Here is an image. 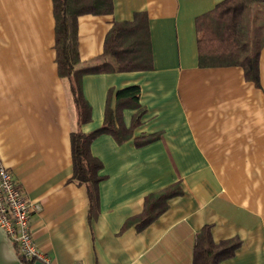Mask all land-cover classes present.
Segmentation results:
<instances>
[{
  "label": "crops",
  "instance_id": "crops-1",
  "mask_svg": "<svg viewBox=\"0 0 264 264\" xmlns=\"http://www.w3.org/2000/svg\"><path fill=\"white\" fill-rule=\"evenodd\" d=\"M51 1L0 0V163L36 205L29 229L49 264H192L205 224L216 242L241 240L219 264H264V46L256 85L240 65L199 66L195 18L222 0H112L109 14L80 15L81 62L96 61L113 21L135 11L147 14L153 61L82 77L85 133L101 126L110 88L112 109L116 90L140 88L138 106L121 111L129 127L140 110L132 136L118 143L103 133L90 144L102 163L91 207L71 174L76 112L56 68ZM177 182L181 193L142 225L145 196Z\"/></svg>",
  "mask_w": 264,
  "mask_h": 264
},
{
  "label": "trees",
  "instance_id": "trees-1",
  "mask_svg": "<svg viewBox=\"0 0 264 264\" xmlns=\"http://www.w3.org/2000/svg\"><path fill=\"white\" fill-rule=\"evenodd\" d=\"M54 48L57 72L66 78L75 106L76 124L70 134L72 179L85 184L91 207L98 205L97 173L102 167L90 150L92 140L100 134H111L121 143L132 136L139 122L140 110L126 127L121 118L124 107L138 106L140 88L129 85L115 91V108H111L113 90L107 92L104 118L100 127L85 133L81 125L91 118V107L82 92V77L88 73L150 70L153 68L148 18L145 11H135L131 20H114L105 34L103 50L92 62L80 61L78 51V17L82 14H109L112 0H52ZM199 66L240 65L245 77L259 84V53L264 46V0H222L195 18ZM151 138L137 140L146 143ZM177 183L170 184L144 198L137 216L141 224L151 222L167 207V199L181 193ZM241 240L234 236L214 241L210 225L195 234L192 264H219L234 257ZM21 257L23 264L33 259Z\"/></svg>",
  "mask_w": 264,
  "mask_h": 264
},
{
  "label": "built area",
  "instance_id": "built-area-1",
  "mask_svg": "<svg viewBox=\"0 0 264 264\" xmlns=\"http://www.w3.org/2000/svg\"><path fill=\"white\" fill-rule=\"evenodd\" d=\"M21 188L12 171L0 163V226L16 245L18 255L49 264L50 260L37 248L29 229L30 213L36 205Z\"/></svg>",
  "mask_w": 264,
  "mask_h": 264
},
{
  "label": "water",
  "instance_id": "water-1",
  "mask_svg": "<svg viewBox=\"0 0 264 264\" xmlns=\"http://www.w3.org/2000/svg\"><path fill=\"white\" fill-rule=\"evenodd\" d=\"M0 264H23L16 253L12 240L3 227L0 226Z\"/></svg>",
  "mask_w": 264,
  "mask_h": 264
}]
</instances>
